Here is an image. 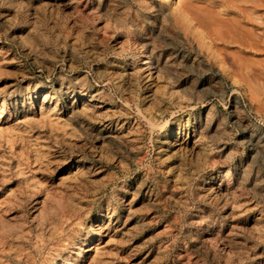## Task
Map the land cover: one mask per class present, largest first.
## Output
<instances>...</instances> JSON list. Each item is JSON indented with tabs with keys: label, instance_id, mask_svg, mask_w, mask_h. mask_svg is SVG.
<instances>
[{
	"label": "rangeland",
	"instance_id": "374dc122",
	"mask_svg": "<svg viewBox=\"0 0 264 264\" xmlns=\"http://www.w3.org/2000/svg\"><path fill=\"white\" fill-rule=\"evenodd\" d=\"M0 264H264V0H0Z\"/></svg>",
	"mask_w": 264,
	"mask_h": 264
},
{
	"label": "bare ground",
	"instance_id": "6f19581e",
	"mask_svg": "<svg viewBox=\"0 0 264 264\" xmlns=\"http://www.w3.org/2000/svg\"><path fill=\"white\" fill-rule=\"evenodd\" d=\"M232 21V20H231ZM227 22V21H226ZM225 23V22H224ZM227 24V23H226ZM231 24V23H230ZM223 26V25H222ZM226 26H228V25H226ZM207 32V31H206ZM222 33V32H221ZM208 34V33H207ZM214 35V34H213ZM221 35V34H220ZM195 36V35H194ZM214 39V38H213ZM250 46V45H249ZM148 62H149V60L147 59V58H145L141 63H140V67H141V69H143V68H145L146 66H147V64H148ZM65 86V85H64ZM163 86V85H162ZM182 95V94H181ZM103 97V96H102ZM48 98V97H47ZM49 100H50V98H49ZM159 100V99H158ZM54 103V102H53ZM50 104V103H49ZM46 105H47V103H46ZM35 106V105H34ZM50 106V105H49ZM55 106H57V104H54V107ZM65 107L66 108H70L71 109V112H73L74 114H81V115H83V113L84 114H88L89 113V116H88V118H91V119H93V120H96V119H98V117H99V114H98V111H99V109H98V106L96 107V106H93V105H87L86 103H85V101H84V97L82 96V95H77L76 97H74V100H72V101H70V103L69 104H67V105H65ZM52 108V107H51ZM50 108V109H51ZM56 108H58V107H56ZM46 110H48V109H45V107L44 106H39V108H38V111H39V113L41 114V113H44V114H47V113H45V111ZM60 110V109H59ZM49 111V110H48ZM56 111V110H55ZM87 112V113H86ZM43 115V114H42ZM67 115V114H66ZM33 116V115H32ZM48 116H50V115H48ZM53 116H54V114H53ZM147 116H149V115H147ZM50 117H52V116H50ZM85 117V116H84ZM144 117V116H143ZM48 118V117H47ZM58 118V117H57ZM56 118V119H57ZM145 118V117H144ZM152 118V117H151ZM55 120V119H54ZM110 120V119H109ZM146 121H147V119H146ZM149 121V120H148ZM150 123V122H149ZM48 124V123H47ZM79 124V123H78ZM152 124V123H151ZM63 131V130H62ZM116 131V130H115ZM122 132V131H121ZM120 133V132H119ZM125 133V132H124ZM127 134V133H126ZM119 134L117 133V136H118ZM121 135V134H120ZM122 137H127L128 135H125V134H122L121 135ZM120 137V136H119ZM121 137V138H122ZM129 138V137H128ZM127 138V139H128ZM127 139H125V140H127ZM130 140V139H129ZM171 140V139H170ZM172 141H173V143L174 144H176V147H180L182 144H181V142H179V140L177 139V137H173L172 138ZM179 151V150H178ZM76 176V175H75ZM232 203V202H231Z\"/></svg>",
	"mask_w": 264,
	"mask_h": 264
}]
</instances>
